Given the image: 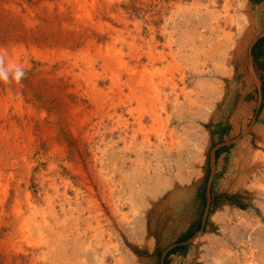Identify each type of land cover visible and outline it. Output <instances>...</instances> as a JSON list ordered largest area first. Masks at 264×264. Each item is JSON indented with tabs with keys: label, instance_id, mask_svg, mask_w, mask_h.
I'll return each mask as SVG.
<instances>
[{
	"label": "rangeland",
	"instance_id": "obj_1",
	"mask_svg": "<svg viewBox=\"0 0 264 264\" xmlns=\"http://www.w3.org/2000/svg\"><path fill=\"white\" fill-rule=\"evenodd\" d=\"M84 1L0 0V264H264V0L249 84L195 12Z\"/></svg>",
	"mask_w": 264,
	"mask_h": 264
},
{
	"label": "bare ground",
	"instance_id": "obj_2",
	"mask_svg": "<svg viewBox=\"0 0 264 264\" xmlns=\"http://www.w3.org/2000/svg\"><path fill=\"white\" fill-rule=\"evenodd\" d=\"M75 1L78 3V7H80L84 0H75ZM169 1H170L169 5L172 7V9H175V10L186 9L188 11L195 12V15H197V19L200 20L199 22H203L204 32L199 33L200 35L198 36V40L200 41V50H198V52L194 53L193 55H197V53H200L201 55L204 56L203 60L210 62L211 65L217 70L218 69H224L226 67L227 68L231 67L230 65L232 64V62L238 60L240 68H241L240 71L244 72V74H245L244 76H245V79L247 80L248 84L253 82V77L250 74V71L248 69V60L246 59V53L247 52H245V51L247 49L250 37L254 33V27H253V25H249V24L247 25L246 24V22H245L246 17L243 18V20H240L239 19L240 14H239V17H236L234 15V13H232V12H235V10H234L235 4L240 6L241 10L246 11V10L250 9L246 0H235V1L233 0V2H235L234 4H233V2L231 3L232 0H190L189 4H187L188 1H186V0H169ZM84 3H85V1H84ZM183 3H186V4L182 5ZM82 7H83V5H82ZM241 19H242V17H241ZM117 55H119V54L117 53ZM118 60H119V58H118ZM123 65H124V63H123ZM218 71H220V70H218ZM133 72H135V69ZM227 72H229V71L227 70ZM142 74L140 73V75H142ZM143 76H144V74H143ZM144 78H145V76H144ZM138 79H141V78L139 77ZM147 79L149 80V78H147ZM136 81H137V79H136ZM148 82H150V81H148ZM145 83L147 84V82H145ZM151 84H152V82H151ZM151 86H152L151 87V89H152L154 86L153 85H151ZM213 89L214 88H212V90ZM145 90H146V88H145ZM176 90H177L176 84L172 81L171 82V91L175 93ZM202 90L204 91V89H202ZM180 91H181L180 93L184 94V96L186 98H189L188 94H190L191 92L187 91L185 87L181 88ZM146 93H148V92L146 91ZM150 95H152V94H150ZM177 96L178 95L176 94L175 99H174L175 102L178 101ZM25 194H27V193H25ZM21 225H23V223ZM37 228L39 230V233H41V234H43V232L45 230L47 232H51V233L53 231L51 226L49 227V224L45 221L44 218H43L42 223L39 224L37 226ZM46 238L47 237H45V239ZM49 239H50V237H49ZM43 242L45 244L44 239H43ZM54 246H56V245H54Z\"/></svg>",
	"mask_w": 264,
	"mask_h": 264
},
{
	"label": "clouds",
	"instance_id": "obj_3",
	"mask_svg": "<svg viewBox=\"0 0 264 264\" xmlns=\"http://www.w3.org/2000/svg\"><path fill=\"white\" fill-rule=\"evenodd\" d=\"M25 75L22 67H17L14 78L19 80ZM10 79L9 74L3 68V58L0 57V80L8 81Z\"/></svg>",
	"mask_w": 264,
	"mask_h": 264
}]
</instances>
